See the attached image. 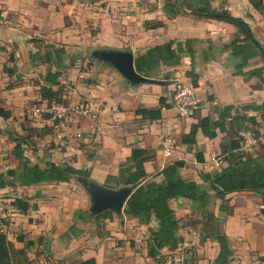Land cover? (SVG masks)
<instances>
[{
	"label": "crops",
	"instance_id": "crops-1",
	"mask_svg": "<svg viewBox=\"0 0 264 264\" xmlns=\"http://www.w3.org/2000/svg\"><path fill=\"white\" fill-rule=\"evenodd\" d=\"M165 4L166 0H0V109L10 114L8 119L0 116V174L18 167L12 154V132L31 137L25 155L32 163L44 167L48 161L68 162L77 169L90 170L91 178L101 185L108 177L119 175L120 166L136 148L153 153L145 164L150 176L158 175L170 163L183 162L181 177L203 186L210 195L205 205L182 198L170 200L178 220L177 238L190 230L202 236L188 264H217L220 246L214 240L216 234L228 238L233 250L229 264H251L255 257L264 258L263 195L252 191L228 195L233 214L226 216L220 211L222 201L202 180L203 174L228 166L222 150L226 134L218 131L217 137L210 139L199 130L191 149L182 140L215 107L233 106L259 124L256 146L242 152L264 158V120L262 111L254 108L264 104V57L253 43L243 41L245 35L238 25L190 11L171 16ZM211 6L242 20L264 51V10H256L249 0H211ZM236 38L242 41L234 45ZM187 41L191 42V54L183 53L179 65L158 71L161 82L168 74L164 80L167 86H131L116 70L91 58V53L100 49L131 51L136 63L151 48L169 42L185 45ZM56 50L62 52L60 57L53 53ZM57 72L61 77L54 90H60V97L68 103L90 101V117L55 124L31 116V107L44 101L47 75ZM191 76H196V86ZM177 80L194 88L201 103L195 118H181L173 109L171 95ZM63 85L71 86L68 96L63 95ZM161 97L170 107H162L159 120L137 114L139 109L160 108ZM30 128L36 133H29ZM166 137L174 141L172 158L161 150ZM197 154L202 161L197 160ZM155 180L161 182L163 177ZM71 185L0 189V193H13L7 203L19 197L35 206L26 214H13L4 227L6 232L18 222L28 234L25 240L37 242L34 247L43 252L40 256L26 249L31 264H77L90 259L96 264H171L175 250L164 247L153 255L154 219L144 223L113 215L90 221L88 195L83 187L70 190ZM72 226L76 236L68 233ZM49 227L55 230L47 236ZM40 238L43 241L38 244ZM8 239L16 249L25 248L17 239Z\"/></svg>",
	"mask_w": 264,
	"mask_h": 264
},
{
	"label": "trees",
	"instance_id": "trees-1",
	"mask_svg": "<svg viewBox=\"0 0 264 264\" xmlns=\"http://www.w3.org/2000/svg\"><path fill=\"white\" fill-rule=\"evenodd\" d=\"M249 1L256 10H264L263 0ZM165 7L171 16H177L186 11L200 17L220 13L225 20L238 25L245 35L243 41L249 45L253 43L250 39L253 36L249 27L242 20L233 18L224 10L221 12L214 10L211 6V0H166ZM239 22L242 26L239 25ZM149 25L146 24V26ZM240 41H242L240 38H236L232 44L236 45ZM257 44V51L262 53L263 50L260 44ZM185 52L190 54L192 52L191 42L189 41L185 45L180 42H169L163 46L151 48L136 60V70L146 78L154 79L158 83L167 86L169 83L164 80L168 79V74H164V80L161 82L157 78L159 69L179 65L181 55ZM53 53L60 57L62 52L56 50ZM91 58L95 60L93 57ZM188 75L192 74L188 73ZM59 77H61L59 72L47 75L46 82L48 86H45L42 94L44 101H61L60 90H54L55 86H59L57 82ZM191 77L192 84L196 86V76ZM159 103L160 108L155 110L139 109L137 114L149 117L151 120H159L162 107H170L166 104L164 97L160 98ZM254 108L262 111V120H264V104L254 106ZM0 116L8 119L10 114L0 109ZM258 125L254 117L240 114L239 110L233 106L215 107L212 114L201 118L198 124L193 125L190 132L183 137V144L191 149L196 145V135L199 130L210 139L216 138L218 131L226 134V143L222 144V150L227 154L228 166L220 172L202 175V180L214 191L215 197L222 201L220 211L226 213V216L233 214V209L228 205L227 199V196L232 193L242 191L258 192L263 195L264 201V158L254 157L252 153L242 152L244 139L241 133L252 132L258 138L255 129ZM28 131L31 134L36 133L33 128ZM13 133L10 134V138L15 143L12 154L18 162V167L0 174V189L70 183L71 181H77L80 184V179H92L90 170L77 169L68 162L56 164L48 161L44 167L32 163L25 155V146L28 145L31 137ZM152 154L151 151L145 149H133L130 158L120 166L119 175L108 177L104 186L113 189L123 186H136L121 215L137 218L144 223H150L153 219L157 222V230L152 233L153 255H155L157 250L159 251L164 247H168L173 251L179 243L176 236L179 229L178 220L170 207V200L182 198L192 202H201L205 205L210 200V195L203 186L194 181L184 180L181 177L180 171L184 167V163L180 161L170 163L158 175L150 176L146 172L145 164L150 161ZM197 160H203L200 154H197ZM160 175L163 180L157 182L155 179ZM12 205L22 214H26L31 208H35L30 204L29 199L19 197L14 198ZM113 215L116 214L109 211L98 216H91L87 212V218L96 222L111 218ZM75 230L76 228L72 226L68 233L76 236ZM214 240L220 246V254L216 263L229 264L232 261L233 250L227 236L216 234ZM17 241L24 243L25 248L16 249L14 243L8 239L4 229L0 226V264H31L26 257V249L34 247L37 242L33 240L26 241L25 236L17 237ZM42 241L43 238L38 239V244H41ZM77 264H96V261L90 259Z\"/></svg>",
	"mask_w": 264,
	"mask_h": 264
},
{
	"label": "built area",
	"instance_id": "built-area-1",
	"mask_svg": "<svg viewBox=\"0 0 264 264\" xmlns=\"http://www.w3.org/2000/svg\"><path fill=\"white\" fill-rule=\"evenodd\" d=\"M171 104L176 114L181 118H195L201 110V103L197 99L194 88L184 81L177 80L173 85ZM32 117L40 119L47 116L52 122H63L74 117H90L92 115V104L90 101H79L77 103H65L43 101L35 104L30 109ZM242 150H251L257 144V138L252 132H242ZM174 141L166 137L161 142V150L167 158L173 157ZM7 203V202H6ZM13 214H20V211L12 204H4L0 201V226L4 229L6 222L10 221ZM202 240L200 232L190 230L180 237L177 248L170 260L171 264H188V257L198 248ZM251 264H264V258L255 257Z\"/></svg>",
	"mask_w": 264,
	"mask_h": 264
},
{
	"label": "water",
	"instance_id": "water-1",
	"mask_svg": "<svg viewBox=\"0 0 264 264\" xmlns=\"http://www.w3.org/2000/svg\"><path fill=\"white\" fill-rule=\"evenodd\" d=\"M208 16L214 19L224 18V16L219 13L210 14ZM239 25L242 26L240 22ZM250 39L255 46H258L254 38ZM262 55L264 57L263 51ZM91 56L95 60L116 70L131 86L158 84L157 81L146 78L137 72L134 54L131 51L100 49L92 52ZM79 182L89 197V214L91 216H98L108 211L116 215L123 214L127 201L136 189V186H123L113 189L101 185L93 179H80Z\"/></svg>",
	"mask_w": 264,
	"mask_h": 264
},
{
	"label": "rangeland",
	"instance_id": "rangeland-1",
	"mask_svg": "<svg viewBox=\"0 0 264 264\" xmlns=\"http://www.w3.org/2000/svg\"><path fill=\"white\" fill-rule=\"evenodd\" d=\"M95 62H97V64H102L101 62H99V61H96V60H94ZM82 70H84V68L82 67L81 68ZM70 89H71V86L70 85H63V88H62V92H63V95H65V96H68V92L70 91ZM61 92V91H60ZM63 97V96H62ZM60 102H65V103H68L69 102V100L68 99H65L64 97L61 99V101ZM48 119V117L47 116H43V118L42 119ZM56 124V123H55ZM72 185L71 186H69V189L71 190H73L74 188H76V189H80V188H82V186L77 182V181H71L70 182ZM9 194H13L12 192H2V193H0V200H2V202L4 203V204H8V203H6L5 201H7L6 199H9V198H11V197H9L10 195ZM47 196H49V195H47ZM52 198V197H51ZM4 200V201H3ZM6 224H8V222H6ZM15 223H13L12 225H14ZM18 224V225H17ZM11 225V229L9 230V229H6V235H8L7 237H9L10 239H13L14 241H16V239H17V237H19V236H26V235H28V234H25V230L23 229V227L22 226H20L19 227V223L18 222H16V224L14 225V226H12ZM8 227V226H7ZM48 230V232L46 233V235L48 236L50 233L52 234L53 232H54V230H55V227L53 228V227H49V229H47ZM28 250L29 251H31V253H33V255H35V254H37L38 253V249H36V247H34V248H28ZM43 252H41V253H38V255L40 256L41 254H42ZM26 254H27V252H26ZM37 256V255H36ZM28 257V256H27Z\"/></svg>",
	"mask_w": 264,
	"mask_h": 264
}]
</instances>
